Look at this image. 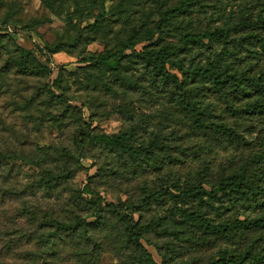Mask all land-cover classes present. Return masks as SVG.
<instances>
[{"label":"trees","instance_id":"obj_1","mask_svg":"<svg viewBox=\"0 0 264 264\" xmlns=\"http://www.w3.org/2000/svg\"><path fill=\"white\" fill-rule=\"evenodd\" d=\"M105 1L94 21L83 25L90 17L88 11L83 17L82 8L87 5L94 9L99 0H42L62 27L52 42L44 41L40 52L46 59L41 61L35 51L13 38L12 34L22 31H9L12 24L21 23L17 7L0 0V58L5 72L48 77L53 71L52 57L58 53L74 55L79 64L73 71L62 68L52 85L45 84L32 97L11 103L14 110L29 114L35 124L47 122L51 130L63 131L66 124L72 125L73 144L55 143L29 151L18 148L17 143L0 146V168L21 161L35 169L25 188L9 186L5 193L22 197L37 190L48 194L69 191L64 213L23 199L18 212L31 223L40 244L37 253L51 251L57 256L60 244L76 243V264H99L95 236L107 230L109 236L126 244L128 264H157L143 244L150 234L163 239L162 244H153L162 264H172L179 248L194 250L217 242L237 247L219 249L201 263L192 258L177 264H264V214L242 219L239 211L264 209V136L257 149L233 169L223 167L214 173L208 162L202 161L195 173L184 178L172 166L181 161L179 146L171 143V135L161 128L149 131L142 125L144 121L136 119L134 104L129 101L136 93L149 99L163 94L173 114L206 135L210 146L238 142L239 135L226 122L211 119L213 109L204 105V100L223 97L233 103L231 111L239 117L257 116L264 122V7L255 16L250 0H233L240 4L232 13L235 16L221 25L203 28L196 25L192 14L226 0H157L149 13L146 0H121L110 8L105 7ZM152 11L155 19L150 25L147 18L154 14ZM116 24L121 25L119 30ZM37 26L34 23L29 28L36 31ZM170 35L172 40H168ZM5 39L12 42L8 44ZM94 42L102 43L104 51H89ZM146 42L143 50H136L138 44ZM214 45H220L221 51L195 61L197 49ZM66 75L73 79L72 84ZM74 84L84 88L86 99L71 93ZM70 100L81 102V106ZM84 108L91 112L89 121L83 118ZM94 108L119 117L125 126L112 136L94 133ZM92 147L101 148L111 165L96 175L99 180L109 182L118 175L150 169L157 174V181L145 183L131 197L112 203L98 197L90 185L97 182L96 177H91L89 197L85 196L72 181L83 169L81 159ZM145 212L151 214L144 217ZM8 231L11 236L32 232L17 225Z\"/></svg>","mask_w":264,"mask_h":264},{"label":"rangeland","instance_id":"obj_2","mask_svg":"<svg viewBox=\"0 0 264 264\" xmlns=\"http://www.w3.org/2000/svg\"><path fill=\"white\" fill-rule=\"evenodd\" d=\"M13 3L18 10L17 18L21 21L20 24L14 23L9 28L10 33L14 29H22L19 33H14L13 38L16 42L28 49L35 51L36 55L41 61H45L46 57L42 56L40 50L44 46V41L52 42L55 38V33L61 29L62 23L53 14H51L44 6L42 0H7ZM121 0H106L104 5L106 8L117 4ZM163 2H171L174 0H161ZM102 0H99V5L90 9L87 5L84 6V16L87 11L89 17L82 24L86 25L94 21V18L99 13ZM157 0H146L145 8L149 13V9L155 7ZM239 3L233 0H226L218 6H207L202 11L192 14L196 25L201 27H211L213 25H221L223 21L228 20L229 17L235 16L232 14L239 10ZM250 7L253 14L256 16L264 7V0H250ZM153 12V11H152ZM147 18L150 25L152 19H155V12ZM261 13H264L262 11ZM34 23L38 26L31 31ZM120 24H116L115 29L119 30ZM173 36H168V40H172ZM9 44L12 40L5 39ZM148 45V42L141 43L136 46L137 51H141ZM88 50L94 53L104 51V45L100 42H94L88 46ZM221 51L220 45H214L212 48L203 47L197 49L196 62L205 59L207 56L211 58L214 54ZM3 60L0 58V146L13 147L17 143L18 148L31 150L37 146H47L51 144H67L72 145L71 133L72 125L66 124L63 131L51 130L47 122L38 121L35 124L29 114L26 112H19L14 110L11 106L12 100L23 101L27 97L35 95L39 88L44 87L45 84L52 85L53 81L59 76L60 71L64 68L66 71H73L79 64L74 55L67 53H58L52 57L50 65L52 66V73L48 77L25 76L17 73L14 70L5 72L3 70ZM172 72L175 69L170 68ZM67 76V75H66ZM68 78V76H67ZM70 84L74 81L68 78ZM71 93L80 99H86L87 94L84 88L80 85L74 84L71 86ZM161 96V97H160ZM132 101L137 113L136 119L144 121L142 125L149 131H157L161 128L166 134L171 135V143L179 146L180 162L173 166L174 172L179 176L186 177V174H193L199 168L202 161H207L214 173L220 168L233 169L238 166L239 162L243 161L248 155L257 149L258 141L264 136V122L258 120V117L247 116L245 118L239 117L231 111V105L223 97L211 96L204 100V105L209 104L211 112V119L218 122H226L228 126L233 128L240 137L238 142H225L211 145L208 138L202 132H196L186 122H184L179 115H174V110L169 104L163 94H157L156 99H149L147 96L141 94H133L129 98ZM73 105L81 106V102L70 100ZM111 99L108 101V109L110 110ZM237 105V104H236ZM104 108V107H103ZM101 108V109H103ZM98 108H94V119L92 127L94 133H104L108 136L116 135L123 129L126 122L117 116H109ZM83 118L89 121L91 112L86 108L83 109ZM251 119H250V118ZM40 120V118H37ZM41 122V124H39ZM5 123L12 129L7 130ZM174 131V134L170 133ZM13 131L15 134H13ZM144 133V132H143ZM87 157L81 159L83 169L77 173L72 181V185L80 189L83 194L89 197L87 184L89 179L96 177L101 169L111 167L109 159L105 157L104 152L99 147H92L86 151ZM9 167L2 165L0 168V264H76L77 258L75 256L78 244L65 242L59 245L60 254L55 256L42 252L37 253L39 249V242L36 238L31 223L25 216H21L18 210L22 206L23 199L33 204H40L43 208H52L56 212H66L68 203L69 191H61L54 194L45 193L42 190L35 192H25L22 197H16L4 192L9 186L25 188L28 183V178L32 175L35 169L29 165L16 161L15 164L10 163ZM229 165V166H227ZM157 174L154 170L148 169L141 171L140 174L127 176L118 175L112 178L109 182L101 181L96 177V183H92V188L99 193L98 197L106 202L117 203L119 199L126 200L131 197L134 192H139L140 187L148 183L153 184ZM95 180V179H94ZM126 193V194H125ZM241 218L248 216L255 217L256 215L264 214V209L253 208H239ZM151 213L145 212L144 217H148ZM213 216V215H212ZM136 217H138L136 215ZM216 217V216H213ZM13 225L26 227L32 232L28 234H17V236L10 235L8 228ZM33 233V234H32ZM33 235V236H32ZM96 242L100 250L99 264H128L130 258L127 257L129 250L125 243H122L114 235L109 236L107 230L97 233ZM143 241L145 248L152 254L157 264H162V257L159 255L157 249L153 244L163 243V239L157 238L150 234ZM93 244H90V247ZM237 246L225 243H209L206 246H201L198 249L187 250L185 247L179 248V256L172 260V264L178 262H185L189 259H197V263L205 261L207 258L214 255L219 249L234 248ZM34 252V255H30ZM172 258L174 256H171Z\"/></svg>","mask_w":264,"mask_h":264}]
</instances>
